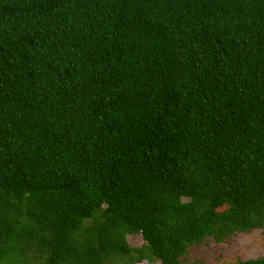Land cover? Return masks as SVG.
Instances as JSON below:
<instances>
[{"label":"trees","instance_id":"trees-1","mask_svg":"<svg viewBox=\"0 0 264 264\" xmlns=\"http://www.w3.org/2000/svg\"><path fill=\"white\" fill-rule=\"evenodd\" d=\"M256 229L264 0H0V264H181Z\"/></svg>","mask_w":264,"mask_h":264},{"label":"rangeland","instance_id":"rangeland-1","mask_svg":"<svg viewBox=\"0 0 264 264\" xmlns=\"http://www.w3.org/2000/svg\"><path fill=\"white\" fill-rule=\"evenodd\" d=\"M130 247L141 248L144 241L140 236L128 239ZM264 257V229L234 234L222 243L207 239L199 246H192L181 259V264H238ZM34 264V263H33ZM141 264H160L143 262Z\"/></svg>","mask_w":264,"mask_h":264}]
</instances>
